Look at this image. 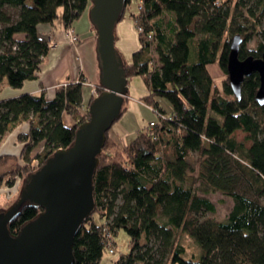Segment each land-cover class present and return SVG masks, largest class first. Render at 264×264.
I'll return each instance as SVG.
<instances>
[{"label": "trees", "instance_id": "obj_1", "mask_svg": "<svg viewBox=\"0 0 264 264\" xmlns=\"http://www.w3.org/2000/svg\"><path fill=\"white\" fill-rule=\"evenodd\" d=\"M132 2L138 8L128 17L139 48L130 63L121 59L126 77L143 79L148 93L142 100L155 109L156 119L125 144L107 132L93 176L94 211L74 238L73 264H98L121 229L129 239L128 252L115 264H264V105L255 101L259 78L257 73L244 78L237 99L228 78L218 89L207 70L217 63L227 77L235 36L242 39L239 59L261 57L264 0H126L125 8ZM89 5V0H0V86L19 89L36 79L49 50L38 26L52 24L62 9L61 20L69 27ZM124 15L125 9L121 19ZM253 37L255 48L246 50ZM79 85L59 89L51 100L43 92L0 99V143L28 123L17 141L25 143L24 162L37 159L38 168L54 151L69 147L76 127L88 119L87 108L84 115L78 111ZM163 100L169 111L160 105ZM63 114L74 126L63 124ZM237 131L245 134L243 140L236 139ZM39 144L41 151L31 157ZM192 154L199 159L200 190L232 201L223 221L205 217L215 207L192 189ZM23 171L26 176L33 172L21 165L0 171V188ZM39 212V207L23 206L9 232L15 235ZM179 232L199 248L196 259L185 257Z\"/></svg>", "mask_w": 264, "mask_h": 264}, {"label": "water", "instance_id": "obj_2", "mask_svg": "<svg viewBox=\"0 0 264 264\" xmlns=\"http://www.w3.org/2000/svg\"><path fill=\"white\" fill-rule=\"evenodd\" d=\"M89 21L95 31L93 47L102 91L88 106V119L78 125L67 148L57 149L35 171L24 176L17 199L0 209V264H73V242L83 222L94 211L93 176L106 134L122 112L127 95L123 61L115 47V28L126 0H89ZM242 39L230 45L226 72L233 96L241 95L244 78L257 73L255 101L264 105V53L238 58ZM25 205L41 212L13 235L8 225Z\"/></svg>", "mask_w": 264, "mask_h": 264}, {"label": "rangeland", "instance_id": "obj_3", "mask_svg": "<svg viewBox=\"0 0 264 264\" xmlns=\"http://www.w3.org/2000/svg\"><path fill=\"white\" fill-rule=\"evenodd\" d=\"M138 5L135 2L130 3L125 8V15L124 19L121 21L122 24H120L122 27L127 23L125 22V18H129L128 14L133 11L137 10ZM168 15H164V18H168ZM132 31L136 32L134 33L135 36H132V34H126L123 33V41L122 43L129 47L131 41H134L132 38L137 41V31L135 27L131 26ZM69 33V30H67V35ZM136 37V38H135ZM21 35H16V39H20ZM78 41V40H77ZM257 38L253 37L251 40L246 42L245 49L246 50H252L255 48L257 44ZM131 56V55H130ZM129 56V57H130ZM127 55L125 56L124 62L130 61V59ZM152 57L155 62L156 56L154 52L152 51ZM216 67H218L217 63H214ZM219 76L214 77V82L218 84V86L222 85V82L227 77L220 68H218ZM82 83V80L79 81ZM66 83L65 87H62L63 84ZM62 85V86H61ZM70 84L67 81H63L59 84L60 89H66L68 88ZM127 95L124 98V102L122 104V112L121 116L117 121L113 123L109 130V135L118 141L119 143H128L131 141L137 134L138 131L142 130L150 120H155L156 115L152 111V107L147 105L145 102H143L142 98L147 95V88L145 86V83L143 79L140 76H129L127 77ZM98 93L96 91V96ZM166 102V101H161ZM88 104L82 105L78 111L80 115H84L86 108L88 109ZM162 106H164L162 104ZM69 116V115H68ZM71 118V116H70ZM72 119V118H71ZM73 120V119H72ZM19 126V125H18ZM19 127H15L11 132H9L3 141L0 143V150L2 147H6L7 145H11V154H0L1 157H7L6 160L0 161V171L5 172L16 168L17 165L23 166L26 170L35 171L38 168V160L37 159H31L30 162L27 164L22 159L21 155L25 146V143H20L17 141V138L19 136L18 133ZM245 134L237 131L235 134V137L238 141L243 140ZM121 144V145H122ZM247 146H249L250 142L247 141L245 143ZM120 145V146H121ZM41 151V144L34 147L32 151L30 152L31 157H33L36 153H39ZM198 155L192 154L190 157V163L193 167V172L190 173V176L193 180H189L190 183H192V189L194 191L203 197H206L209 199L214 207L215 211L212 214H205V217L213 218L217 221H223L225 220L228 212L231 209L232 201L230 198L226 197L225 195L219 193V192H203L200 190V187L198 182L196 181L199 163H198ZM29 171V172H31ZM26 174V171H23V173L20 176H15V178L12 180L11 185H3L0 188V209H6L9 206L12 205V203L17 199L19 190L22 186V180ZM187 182L188 184H190ZM186 184V186L188 185ZM95 221L98 222L99 220L95 217ZM177 243L182 245L185 249V257L196 259L200 253L199 248L196 246V244L185 234L177 233L176 235ZM128 236L125 233L123 229L118 230L117 233L112 237V248L113 252L110 253L109 249L107 248L105 251H103L102 257L98 264H115L118 257L127 254L128 252Z\"/></svg>", "mask_w": 264, "mask_h": 264}, {"label": "crops", "instance_id": "obj_4", "mask_svg": "<svg viewBox=\"0 0 264 264\" xmlns=\"http://www.w3.org/2000/svg\"><path fill=\"white\" fill-rule=\"evenodd\" d=\"M89 7L69 27H65L61 20L62 9L58 11V18L52 24L38 26L39 34L48 39L49 50L39 65L36 79L25 81L19 89H12L5 84L1 85L0 99L13 98L25 93L37 94L43 92L46 99L51 100L60 89L59 84L61 82L67 81L69 84H74L82 80L78 87L79 100L83 106L90 104V101L95 97L96 87L99 86L97 80L99 69L93 49L95 46V31L89 21ZM121 21L115 28V47L123 61H126L125 56L132 55L139 48V42L138 39L135 41L132 38L134 41H131L129 47L122 43L123 33H131L132 36H135L134 33L136 32L132 31L131 26L134 27V25L130 18H125L127 23L124 27L120 25L122 24ZM67 30L77 36L78 41L76 43L70 42ZM128 59L131 61V56ZM130 61L126 63H130ZM218 68L213 64L207 66L213 82L214 77L219 76ZM214 84L218 89L221 88V85L218 86L215 82ZM159 103L161 106L164 105L163 108L166 111H169L166 103L161 101ZM62 122L67 127L74 126V121L67 114L62 115ZM27 124L24 122L17 126L19 127V134L26 131ZM10 147L11 145L2 147L0 154H11L12 149Z\"/></svg>", "mask_w": 264, "mask_h": 264}, {"label": "built area", "instance_id": "obj_5", "mask_svg": "<svg viewBox=\"0 0 264 264\" xmlns=\"http://www.w3.org/2000/svg\"><path fill=\"white\" fill-rule=\"evenodd\" d=\"M68 37H69V40H70L71 43H76L77 40H78L77 36H75L71 31H69V33H68ZM78 83H80V82H76V83H74V84H78ZM61 86H62V85H61ZM65 86H66V83L63 84L62 87H65ZM154 110H155V109H152V111H154ZM154 112H155V111H154ZM161 118H164V116H161ZM153 124H154V123L150 122L149 126H150V127H153ZM108 249H109L110 253L113 252V248H112V247H109Z\"/></svg>", "mask_w": 264, "mask_h": 264}]
</instances>
